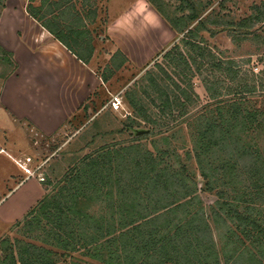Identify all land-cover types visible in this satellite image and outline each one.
Listing matches in <instances>:
<instances>
[{
  "label": "trees",
  "instance_id": "1",
  "mask_svg": "<svg viewBox=\"0 0 264 264\" xmlns=\"http://www.w3.org/2000/svg\"><path fill=\"white\" fill-rule=\"evenodd\" d=\"M33 1L28 0V14L78 59L89 63L95 50L92 31L72 3L75 0H40L39 6ZM148 1L177 36L184 33L164 53L168 63L180 66L183 73H195L192 66L200 62L206 71L238 79L241 92L255 91L239 76V66L234 69L233 61L225 63L216 57L199 35L214 31L209 28L211 14L202 17L203 8L196 0H182L173 12L160 4L163 1ZM4 7L5 0H0V15ZM255 10L238 24L240 28L264 22V9ZM96 14V10L86 14L92 24ZM67 21L71 24L65 25ZM117 52L122 56L119 68L127 59ZM0 55L11 74L16 69L13 54L0 44ZM100 76L104 83L109 81V76ZM143 79L146 98L135 89L124 96L138 117L146 118L151 104L166 112L170 105L185 106L193 100L178 84L186 103L181 102V93L172 98L171 85L154 70L147 71ZM218 83L222 84L221 79L205 80L212 98L219 97ZM248 98L220 99L216 110L194 119L193 152L201 182L181 162L167 161L166 150L155 153L134 139L120 145L104 144L79 158L52 193L45 194L25 215L23 227L37 232L41 243L2 240L0 264H264V207L258 204L264 203V157L256 141L264 132V108L250 105L254 101ZM88 110L86 104L83 111ZM238 176L251 191L250 198H245L246 193L243 196L242 203H247L243 209L240 199L229 201V194L217 185L226 179L234 184ZM202 192L218 197L208 211ZM222 219L232 226L227 225L217 240L210 220L218 226ZM74 252L87 260L72 257Z\"/></svg>",
  "mask_w": 264,
  "mask_h": 264
},
{
  "label": "rangeland",
  "instance_id": "2",
  "mask_svg": "<svg viewBox=\"0 0 264 264\" xmlns=\"http://www.w3.org/2000/svg\"><path fill=\"white\" fill-rule=\"evenodd\" d=\"M157 1L167 3L168 5L163 2L160 4L164 5L168 12H173L182 0ZM196 1L199 7L203 8L202 17L211 14L209 28L214 31L213 33L202 31L199 35L205 38L216 57L225 63L233 61L234 66L237 64L241 70L239 76L245 77L247 84L252 88L255 87V91L241 92L238 79L229 78L226 74H219L214 70L206 71V66H200V62L192 66V71L195 73L188 71L183 73L180 66L168 63L164 53L180 42L184 33L177 36L161 16H152L146 10L134 12L133 4L137 0H75L72 3L86 18L88 11H97L93 24L85 17L84 23L92 31L91 37L95 46L91 58L92 66L100 75L109 76V81L105 83L97 100L88 103L87 112H80L70 125L67 124L54 135H46L29 121L14 117L4 109L0 101V152L3 150L0 153V202L18 184L28 180L35 181L41 185L43 193L33 203L32 208L45 194L52 193L63 173L79 158L90 154L104 144L120 145L129 143L133 139L134 143H139L141 147L155 153L157 150H166L168 154L165 159L167 161L171 159L172 162H181L191 172H195V176L201 182L199 165L193 152L192 134L196 128L194 119L210 110H216V103L220 99L228 101L239 97H251L248 99L254 102L250 105L264 108V22L256 23L251 27L240 28L238 26L239 23L254 15L256 7L264 9V0ZM139 4L146 8L150 5L148 0H140ZM33 5L39 6L40 0H34ZM121 13L127 20L131 19L129 22L125 21L127 27H123L128 33H123L122 42L125 46L122 49L114 45L111 36L107 33L109 22ZM66 24H71V22L67 21ZM195 24L196 22L190 28ZM130 25L131 27L136 26L135 43L129 41L128 36L131 29L128 26ZM150 26L162 35L161 42L155 52L152 50L151 57L148 56L151 55L150 52H144L140 47L145 44L144 41L149 40L150 33L148 32L147 36L145 31L147 32ZM116 27L114 23L112 34L115 33ZM117 51H121L127 59V62L119 68L117 65L122 63V56ZM144 53L148 55L144 57ZM137 63L143 64L138 65ZM207 63L211 62L207 61ZM202 65L206 63L203 62ZM197 66L200 68H196ZM149 70H154L166 83L171 85L172 98H175L174 94L181 93L176 86L178 84L181 88H185L193 100L187 102L185 106L170 105L172 108L166 112H160L157 104H151L147 106L150 109L146 112V118L138 117L137 112L127 103L125 97L122 110L113 111L109 106L105 107L114 95L123 93L125 96L127 92L134 89L146 98L144 89L147 82L143 78ZM8 74V64L0 59V93ZM218 79L222 82L215 86L220 91L219 97L212 98L205 86V80L216 82ZM185 101L186 98L181 93V102L186 103ZM256 141L264 157V132L256 138ZM242 179L238 176L233 180L234 184L227 179L221 180L217 185L226 190L225 193L230 196L229 201L234 203L240 199L242 203L245 193V198L251 196L247 181L242 182ZM29 184L26 182L21 188L16 189L13 199H17L16 197L26 191ZM201 195L203 206L207 211L210 206H216L218 197L214 193L202 192ZM258 204L264 207V203L259 202ZM94 206L97 208L96 205ZM246 206L247 203L244 202L240 208L243 209ZM262 213L264 215V208ZM25 215L13 222H0V242L4 239H9L11 242L15 239H22L41 243L38 241L37 232H28L23 227ZM210 221L213 235L217 240L225 234L227 225L232 226V223H225L223 219L218 226L212 223V220ZM58 252L61 253V251ZM72 257L87 260V257L80 255L79 252L72 253ZM88 261L92 262V260Z\"/></svg>",
  "mask_w": 264,
  "mask_h": 264
},
{
  "label": "crops",
  "instance_id": "3",
  "mask_svg": "<svg viewBox=\"0 0 264 264\" xmlns=\"http://www.w3.org/2000/svg\"><path fill=\"white\" fill-rule=\"evenodd\" d=\"M139 2L133 4L134 12L146 10L160 17L151 4L152 7L146 8ZM27 3L28 0H5L0 15V44L13 54L16 63V69L3 82L0 101L14 117L29 121L46 135H54L70 125L86 104L97 100L105 83L92 66V60L86 64L78 59L28 14ZM120 15L109 22L107 33L114 45L122 49L125 46L123 33H128L123 27L126 28L125 21L131 19ZM114 23L115 27H120L112 34ZM128 28L131 29L129 41H136V26ZM148 34L149 40L140 47L151 55L144 53V57H151L161 42L162 35L154 27L145 31V35ZM26 182L30 183L29 188L14 200V191ZM42 193L41 185L35 181L18 184L0 202V222H13L25 215Z\"/></svg>",
  "mask_w": 264,
  "mask_h": 264
},
{
  "label": "built area",
  "instance_id": "4",
  "mask_svg": "<svg viewBox=\"0 0 264 264\" xmlns=\"http://www.w3.org/2000/svg\"><path fill=\"white\" fill-rule=\"evenodd\" d=\"M123 102H124L123 93H118L112 97V99L109 101L108 105H106L105 107L109 106L111 108V110H113V111H120L123 108Z\"/></svg>",
  "mask_w": 264,
  "mask_h": 264
}]
</instances>
